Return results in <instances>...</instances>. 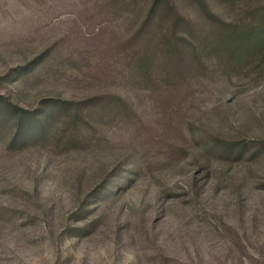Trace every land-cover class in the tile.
<instances>
[{
	"label": "rangeland",
	"instance_id": "rangeland-1",
	"mask_svg": "<svg viewBox=\"0 0 264 264\" xmlns=\"http://www.w3.org/2000/svg\"><path fill=\"white\" fill-rule=\"evenodd\" d=\"M146 6L0 0V93L52 123L10 144L0 111V264H264V66L136 84L123 43ZM106 91L136 112L72 135L53 101Z\"/></svg>",
	"mask_w": 264,
	"mask_h": 264
},
{
	"label": "trees",
	"instance_id": "trees-1",
	"mask_svg": "<svg viewBox=\"0 0 264 264\" xmlns=\"http://www.w3.org/2000/svg\"><path fill=\"white\" fill-rule=\"evenodd\" d=\"M191 1L199 18L180 13L172 0H147L141 25L123 43L127 50L132 49L130 65L136 84L150 89L168 85L164 78L169 75L179 79L207 68L227 74L241 72L256 63L264 66V0H215L228 17L215 11L208 0ZM157 31L160 40L153 44ZM53 102L58 112L67 117L72 135L79 136L83 125L92 123L93 114L123 117L136 112L126 97L111 91L82 100ZM6 109L19 114L10 144L30 139L33 132L52 136V123L38 119L37 113L9 102L0 93V111Z\"/></svg>",
	"mask_w": 264,
	"mask_h": 264
}]
</instances>
